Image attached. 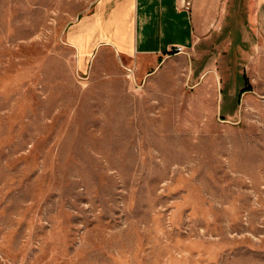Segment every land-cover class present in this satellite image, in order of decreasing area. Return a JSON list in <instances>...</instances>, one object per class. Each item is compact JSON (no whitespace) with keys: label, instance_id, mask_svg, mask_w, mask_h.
Returning <instances> with one entry per match:
<instances>
[{"label":"rangeland","instance_id":"1","mask_svg":"<svg viewBox=\"0 0 264 264\" xmlns=\"http://www.w3.org/2000/svg\"><path fill=\"white\" fill-rule=\"evenodd\" d=\"M83 1L0 0V264H264V89L81 70Z\"/></svg>","mask_w":264,"mask_h":264},{"label":"crops","instance_id":"2","mask_svg":"<svg viewBox=\"0 0 264 264\" xmlns=\"http://www.w3.org/2000/svg\"><path fill=\"white\" fill-rule=\"evenodd\" d=\"M63 38L81 70L108 51L138 82L180 60L177 74L211 87L217 104L226 77L237 107L223 116L217 107L221 118L237 117L264 89V0H93L67 22Z\"/></svg>","mask_w":264,"mask_h":264},{"label":"built area","instance_id":"3","mask_svg":"<svg viewBox=\"0 0 264 264\" xmlns=\"http://www.w3.org/2000/svg\"><path fill=\"white\" fill-rule=\"evenodd\" d=\"M175 53L176 54H182V53H184V50L182 47H175Z\"/></svg>","mask_w":264,"mask_h":264}]
</instances>
